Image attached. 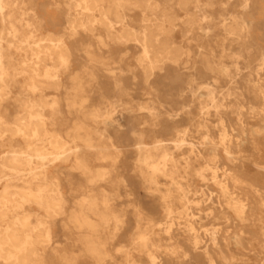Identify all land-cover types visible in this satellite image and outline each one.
<instances>
[{"label": "bare ground", "instance_id": "6f19581e", "mask_svg": "<svg viewBox=\"0 0 264 264\" xmlns=\"http://www.w3.org/2000/svg\"><path fill=\"white\" fill-rule=\"evenodd\" d=\"M58 223L99 264H264V0H0V264L72 262Z\"/></svg>", "mask_w": 264, "mask_h": 264}, {"label": "rangeland", "instance_id": "374dc122", "mask_svg": "<svg viewBox=\"0 0 264 264\" xmlns=\"http://www.w3.org/2000/svg\"><path fill=\"white\" fill-rule=\"evenodd\" d=\"M144 97V96H143ZM143 97L141 96V94H135V99H134V102H142L144 99ZM10 112L12 113V115L14 116V114L16 113V108H15V105L12 104L11 107H10ZM66 118H64V121H66L68 124H72L78 117V114H73V115H70L69 113L65 114L64 115ZM172 145V144H170ZM90 152L93 154V155H100L101 154L99 153L100 151H96V150H92V149H89ZM113 150L111 149H104L103 152H112ZM130 156V157H129ZM129 156H123L122 158L121 157H117V164L120 165V163L122 165H126V169L130 166V164L132 163L135 164V157H134V154L133 153H129ZM123 159V160H122ZM96 164L98 166H104L106 168H110L112 166V160L110 159V157H106V156H102L100 158H98L96 161ZM130 163V164H129ZM127 176H128V181L130 183V186L134 189L135 191V194L136 196L140 197L142 199V203L144 205H146V207L149 209L150 205H152V209H154L155 207V204L156 205H159V203H157L156 198L153 197V196H150V195H146L144 196L143 194L145 193V185H143L142 183V179H140L141 177L140 176H137V175H130L129 173H127ZM113 177H115L114 175L111 176V180L113 179ZM163 180L160 184V188L161 189H165L166 188V185H165V178L164 177H161ZM112 184H115V181L114 182H107V183H104L103 186L110 192L112 193L113 192V185ZM95 190L99 191L101 189V186L99 185H94L93 186ZM211 190L213 191L212 192V196L215 198V197H218L220 195V191H219V188L218 187H212ZM122 192V191H120ZM68 195L70 196L71 200H75L77 198V196L79 195L78 192H68ZM117 202H121V205L123 207H127L128 209H130V211L132 212L134 209H133V205H132V201L129 200V198L125 197L124 196H121L119 198H117ZM151 209V210H152ZM157 209V208H156ZM130 215V214H129ZM131 219L132 221L136 222L137 221V218L135 215H131ZM155 218H161L162 219V223L163 225H166L164 224L165 223V220L163 219V216H159L158 214L155 215ZM147 220L149 219L148 217L146 218ZM145 219V220H146ZM218 224V225H217ZM214 225L216 226H222L223 227V221L222 220H215V219H205L203 221V224H202V230L205 229V228H211V227H214ZM56 233H58V236L55 237V240H58V242H56L54 245L57 246L59 249H66V250H71L73 253L69 255V259H72V262L68 263V264H99L95 261L94 257L89 255V254H85L83 252H81L82 250V246L81 244L77 243L75 240L77 238V236H79L78 234H76V231H73L71 228H67L65 230H62L61 229V224L58 223L56 225ZM109 248L111 250H113L114 248V245H110ZM45 259L47 261H51V263L53 264H66V263H62V262H57L56 260V257L54 255V252H53V248L52 247H48L46 248V252H45ZM104 264H110V259L107 258V260H105L103 262ZM249 264H256L257 261L255 260V257L254 255H252V258L249 259Z\"/></svg>", "mask_w": 264, "mask_h": 264}]
</instances>
